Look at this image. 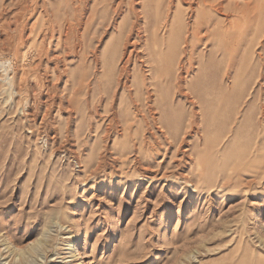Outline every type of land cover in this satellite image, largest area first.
I'll return each mask as SVG.
<instances>
[{
	"label": "rangeland",
	"instance_id": "1",
	"mask_svg": "<svg viewBox=\"0 0 264 264\" xmlns=\"http://www.w3.org/2000/svg\"><path fill=\"white\" fill-rule=\"evenodd\" d=\"M78 262L264 264V0H0V264Z\"/></svg>",
	"mask_w": 264,
	"mask_h": 264
},
{
	"label": "bare ground",
	"instance_id": "2",
	"mask_svg": "<svg viewBox=\"0 0 264 264\" xmlns=\"http://www.w3.org/2000/svg\"><path fill=\"white\" fill-rule=\"evenodd\" d=\"M183 1H189V2H192V0H183ZM31 3H32V1H31ZM193 7V6H192ZM222 9V8H221ZM10 10V9H9ZM28 10V8L26 7L25 8V12ZM221 11V10H220ZM42 12V11H41ZM5 13V12H4ZM45 14L47 15L48 13L47 12H45ZM143 17V16H142ZM44 18V15L41 17V19H43ZM141 19H143V18H141ZM12 22V21H11ZM10 23V22H9ZM50 25H49V27L47 28V32L48 33H52L53 32V29H50L51 28V22L49 23ZM10 26V25H9ZM13 26V25H12ZM234 26V25H233ZM16 27V26H15ZM30 28V27H29ZM131 28V27H130ZM34 31V30H33ZM45 31V32H46ZM13 32V31H12ZM28 32H30V31H28ZM144 34V33H143ZM23 35V34H22ZM140 35V34H139ZM27 37V36H26ZM133 39V38H132ZM28 41V40H27ZM132 42V41H131ZM30 44V43H29ZM5 48V47H4ZM17 48V47H16ZM134 48V47H133ZM5 53L8 51L7 50V48L6 49H4L3 50ZM8 53V52H7ZM6 53V54H7ZM52 58V57H51ZM129 59H130V56L128 55V57H127V63L129 62ZM3 60V59H2ZM23 60H25V59H23ZM100 60V59H99ZM25 62V61H24ZM154 62V61H153ZM125 63V62H124ZM4 64V63H3ZM2 66V65H1ZM3 68H5L6 66L5 65H3L2 66ZM127 67V66H126ZM129 70V69H128ZM6 71H7V69H6ZM131 72V71H130ZM47 74V73H46ZM118 78V77H117ZM132 78V77H131ZM149 78V77H148ZM5 80H6V82H7V84L9 85V87H13V83H12V78L10 77V76H6V78H5ZM185 80V79H184ZM31 85V84H30ZM32 86V85H31ZM129 86V85H128ZM32 88V87H31ZM20 89V88H19ZM34 89V88H33ZM15 90H17L18 91V89H15ZM152 93V92H151ZM19 94V93H18ZM20 94H21V92H20ZM154 95V94H153ZM152 95V96H153ZM16 96V95H15ZM19 96V95H18ZM14 98V97H13ZM12 98V99H13ZM115 98V97H114ZM152 98V97H151ZM17 99V98H16ZM32 102V101H31ZM36 110V109H35ZM153 178V177H152ZM3 237V236H2ZM5 240V239H4ZM70 243V242H69ZM5 245L7 246V247H9V248H11V249H15V246L11 243V242H5ZM4 246V245H3ZM10 249V250H11ZM9 250V251H10ZM78 253V250H77V248L75 247V246H71V244H70V258H73V260L75 259V260H79L78 258H79V254H77ZM63 259V258H62ZM63 260H65V259H63ZM70 262H72V261H70ZM80 262V261H79ZM78 262V264H82V263H79Z\"/></svg>",
	"mask_w": 264,
	"mask_h": 264
}]
</instances>
